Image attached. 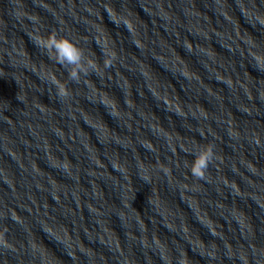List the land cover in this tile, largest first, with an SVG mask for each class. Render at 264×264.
<instances>
[{
  "label": "clouds",
  "instance_id": "clouds-1",
  "mask_svg": "<svg viewBox=\"0 0 264 264\" xmlns=\"http://www.w3.org/2000/svg\"><path fill=\"white\" fill-rule=\"evenodd\" d=\"M34 43L37 47L42 48L50 59L66 67L68 78L72 82L79 83L81 76H87L90 72L95 73L98 71V65L92 59H85L82 49L77 47L70 39L58 37L55 32L49 33L47 37H34ZM114 59L115 54H112L110 58L104 61V67H111ZM254 59H256L258 64L261 62L259 56L254 57ZM49 82L57 89L58 97L67 98L70 95L66 85L56 80L55 77H52ZM215 158L214 145H205L195 154L190 166L189 171L192 177L197 180L204 179L210 164L213 163Z\"/></svg>",
  "mask_w": 264,
  "mask_h": 264
}]
</instances>
